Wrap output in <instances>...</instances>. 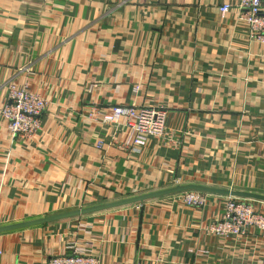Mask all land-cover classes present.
<instances>
[{
	"label": "crops",
	"instance_id": "1",
	"mask_svg": "<svg viewBox=\"0 0 264 264\" xmlns=\"http://www.w3.org/2000/svg\"><path fill=\"white\" fill-rule=\"evenodd\" d=\"M241 14L234 0H0V227L184 185L264 196V45ZM12 83L48 102L31 139L1 116ZM115 106L164 109L172 141L123 148L131 131L103 123ZM208 195L2 232L0 264L75 250L100 264H264L259 230L207 231L231 198Z\"/></svg>",
	"mask_w": 264,
	"mask_h": 264
},
{
	"label": "built area",
	"instance_id": "2",
	"mask_svg": "<svg viewBox=\"0 0 264 264\" xmlns=\"http://www.w3.org/2000/svg\"><path fill=\"white\" fill-rule=\"evenodd\" d=\"M234 1L242 11L241 17L248 26L250 39L264 45L263 0ZM230 9V5L220 8L222 13H227ZM47 106L48 102L38 94L12 83L8 87V104L2 109L1 116L15 138L27 140L41 130L42 117ZM103 123L116 129L128 128L131 131V138L127 146H142L149 137L169 139L166 111L162 108L115 106L112 115L105 117ZM97 147L102 148L103 143L99 142ZM208 196L206 193L196 191L179 194L185 204L198 208L205 206ZM253 228L264 233V214L257 212L249 200L229 198L223 218L207 228V231L220 237L244 236ZM46 264H100V261L95 256L75 250L70 254L52 257Z\"/></svg>",
	"mask_w": 264,
	"mask_h": 264
},
{
	"label": "water",
	"instance_id": "3",
	"mask_svg": "<svg viewBox=\"0 0 264 264\" xmlns=\"http://www.w3.org/2000/svg\"><path fill=\"white\" fill-rule=\"evenodd\" d=\"M188 191H196V192H201V193H206V194H216V195H222V196H227L231 198L264 202L263 195H259V194H255L251 192L222 190V189L208 188V187L197 186V185H184V186H176L174 188H170L167 190L144 194L141 196L127 198V199H123V200H119L116 202H111V203H107V204H103L99 206H94V207L83 209L80 211L60 214L56 216H49L47 218H43V219L31 221V222L0 227V233L12 231V230L24 229L28 227L43 225V224H49L52 222L61 221L64 219L73 218V217H77L81 215L93 214V213L107 211L111 209L142 204V203H145L147 201L154 200L157 198L170 196V195H177V194L188 192Z\"/></svg>",
	"mask_w": 264,
	"mask_h": 264
},
{
	"label": "rangeland",
	"instance_id": "4",
	"mask_svg": "<svg viewBox=\"0 0 264 264\" xmlns=\"http://www.w3.org/2000/svg\"><path fill=\"white\" fill-rule=\"evenodd\" d=\"M115 128V127H114ZM116 129V128H115ZM116 130H120V129H116ZM169 135V134H168ZM150 138H152V137H150ZM153 139H155V140H159V141H162V142H171L172 140H171V138H170V135H169V139L168 140H160V139H156V138H153ZM123 148H129L130 146H127L126 144L124 145V146H122ZM131 148V147H130Z\"/></svg>",
	"mask_w": 264,
	"mask_h": 264
}]
</instances>
